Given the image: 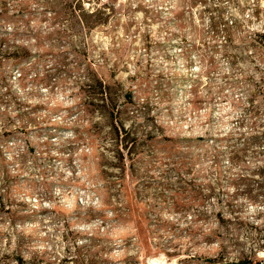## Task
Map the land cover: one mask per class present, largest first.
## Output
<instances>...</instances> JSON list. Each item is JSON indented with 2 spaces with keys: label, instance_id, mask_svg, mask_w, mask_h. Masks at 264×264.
<instances>
[{
  "label": "rangeland",
  "instance_id": "obj_1",
  "mask_svg": "<svg viewBox=\"0 0 264 264\" xmlns=\"http://www.w3.org/2000/svg\"><path fill=\"white\" fill-rule=\"evenodd\" d=\"M263 84L264 0H0V255L264 263Z\"/></svg>",
  "mask_w": 264,
  "mask_h": 264
},
{
  "label": "trees",
  "instance_id": "obj_2",
  "mask_svg": "<svg viewBox=\"0 0 264 264\" xmlns=\"http://www.w3.org/2000/svg\"><path fill=\"white\" fill-rule=\"evenodd\" d=\"M56 15H58V14L56 13ZM104 15L105 14L103 12H100V11H96V12H93V13H86L85 12V13H83L81 15H79V14L77 15L74 11H72V12H70L68 14L69 18L66 19V20H67V23L71 24V27H73L72 23L75 20V23H80V25L82 27L87 28V29H92L93 27H95V26H97L99 24H102L104 21L106 22L107 18L103 19ZM71 16H72L73 19L70 18ZM97 82H98L97 86L100 89V94L103 95V96L106 95V93L108 92L106 89L108 87L103 83V81L97 80ZM89 88H93V85L89 84ZM263 94H264V84H263ZM97 100L104 102L105 99L104 98H102V99H98L97 98ZM110 110H109L110 111V116L114 119V117L116 115H118V113H115L114 107H111ZM116 132H117V130H116ZM77 252H79V249L77 250ZM76 256L77 257H73L71 259V260L75 259L72 262L85 264L82 261V259L78 260V258L80 256V252ZM0 264H27V263L23 260V257L20 254H16L15 256H11V255L5 254V255H0ZM239 264H264V263H262L261 261L259 262V261H255V260L246 258V259L240 261Z\"/></svg>",
  "mask_w": 264,
  "mask_h": 264
}]
</instances>
